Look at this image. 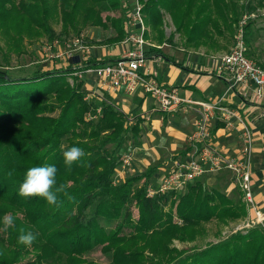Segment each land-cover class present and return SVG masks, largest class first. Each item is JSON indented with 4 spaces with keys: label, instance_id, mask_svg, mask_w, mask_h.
<instances>
[{
    "label": "trees",
    "instance_id": "1",
    "mask_svg": "<svg viewBox=\"0 0 264 264\" xmlns=\"http://www.w3.org/2000/svg\"><path fill=\"white\" fill-rule=\"evenodd\" d=\"M144 37L160 46L166 40L163 18L168 14L184 45L212 47L215 35L233 34L244 16L264 10V0H140ZM129 0H0V264H96L84 256L99 247L108 264H264V231L253 227L237 231L192 251L178 250L173 241L193 243L216 221L225 226L246 216L241 201L234 202L200 181L186 184L183 192H157L151 179L156 167L118 182L119 151L128 133H139L112 104H104L100 116L85 100L77 74L113 60L70 59L64 66H50L29 77L12 78L10 59L25 52V40L49 41L79 36L86 28L112 29L114 35L89 44L114 45L127 35ZM119 12L118 18L108 13ZM106 13L102 17V14ZM254 21L244 26L249 59L259 39ZM54 25L59 26L57 34ZM149 32L155 36L150 37ZM173 36L167 38L171 41ZM1 42L3 44H1ZM3 45V46H2ZM145 58L159 56L181 69L182 64L148 47ZM264 69V62L256 59ZM71 81V83H70ZM57 112L56 116L53 113ZM76 146L86 155L69 170L63 152ZM111 146V150L107 147ZM55 165L62 206L48 205L41 197L18 195L26 171L34 166ZM15 169L11 178L6 173ZM158 185V184H157ZM156 186V187H155ZM181 192V193H180ZM69 196L71 199H69ZM136 206L137 219L132 217ZM12 215L14 228L3 230V217ZM114 223L113 228H105ZM104 224V225H103ZM21 229L32 232L31 246L18 243Z\"/></svg>",
    "mask_w": 264,
    "mask_h": 264
},
{
    "label": "crops",
    "instance_id": "2",
    "mask_svg": "<svg viewBox=\"0 0 264 264\" xmlns=\"http://www.w3.org/2000/svg\"><path fill=\"white\" fill-rule=\"evenodd\" d=\"M123 41L114 45L87 42L90 56L86 59L117 60L128 49ZM149 47L160 49L164 56L182 64L185 69L153 55L147 59V70L142 68L141 72L153 77L163 88L175 89L180 99L217 103L220 109L231 111L232 115L228 120L223 119L224 113L221 111L213 113V117L208 121L210 137L207 143L229 156H234L241 145V122L253 132L252 194L255 205L264 212V105L251 102L248 98L249 91L246 89L235 88L233 91H227L229 83L226 76L218 72L217 59L229 49L226 52L209 54L208 47H204L206 50L203 47L187 46L173 48L166 42L160 46L149 42ZM79 79L83 82L85 100L93 103L92 116L96 114L97 109H102L104 104H112L127 118L129 127H132L137 119L140 121L138 135L131 141L126 140L119 151L120 155L128 146L126 151L131 153L127 171L122 173L120 169L116 172L120 181L126 177L139 176L148 168L156 167L151 183L157 185L172 170L174 160L186 161L194 151L200 148L202 150L205 142L189 141L199 118L195 109L181 107L173 112H160L156 102L143 93L141 88L131 95L126 94L123 89L106 92L99 89L98 79L93 72L82 74ZM96 118L97 116L93 119ZM128 143L132 146L126 145ZM205 175L200 180L205 188L217 189L234 202L241 201V193L230 184L228 177L224 178L226 173ZM247 217L252 218V214L248 213Z\"/></svg>",
    "mask_w": 264,
    "mask_h": 264
},
{
    "label": "built area",
    "instance_id": "3",
    "mask_svg": "<svg viewBox=\"0 0 264 264\" xmlns=\"http://www.w3.org/2000/svg\"><path fill=\"white\" fill-rule=\"evenodd\" d=\"M133 8L130 14L128 25L130 30L123 43L128 49L124 55L104 66L89 69L77 74L80 78L82 74L93 72L98 79L99 89L110 92L123 89L126 94L134 93L141 88L143 93L152 98L157 104L160 112H173L181 107L195 109L200 116V122L195 131L190 135L189 141L205 142L201 152L197 155L194 151L188 160H174L172 170L160 181L156 188H148L150 196L157 192L165 193L169 191H181L186 184L196 181L207 173L225 172L230 176L232 184L240 191L248 213L252 218L247 220L236 231L260 227L264 231V212L259 210L253 201L252 177H251V155L253 151L254 136L250 128L243 122L240 124L241 145L234 156L218 150L213 145L207 143L210 137L208 121L213 117V113L221 111L224 113V120L232 115L231 111L220 109L217 103L194 102L189 99H180L175 89L163 88L157 81L148 74L145 75L140 69H146L147 59L145 49L149 43L145 41V26L142 14V4L140 0L131 1ZM264 18V10L256 11L244 15L237 23L233 45L228 52L220 55L217 59L218 72L226 76L229 83L227 91L235 88L246 89L249 91V100L253 103L264 105V69L259 67L253 60L246 55L247 47L244 40V26L248 21ZM56 49L51 54L54 59L63 60L66 64L74 56L79 57V63L86 60L80 54L87 55L89 47L81 37H76L64 43L60 48L58 41H53L45 46L47 52ZM92 116L87 114V118L93 119L101 114V109H97ZM198 149V148H197ZM131 160L130 155L120 157L121 169H124Z\"/></svg>",
    "mask_w": 264,
    "mask_h": 264
},
{
    "label": "rangeland",
    "instance_id": "4",
    "mask_svg": "<svg viewBox=\"0 0 264 264\" xmlns=\"http://www.w3.org/2000/svg\"><path fill=\"white\" fill-rule=\"evenodd\" d=\"M131 1L132 0H129V3H128V6H129V11L127 13L128 19H130V14H131L132 8H133ZM240 1H243V0H240ZM261 11L262 10H260V12ZM104 15H107V14L103 13L102 17ZM108 15H110L113 18H118L120 16L119 12H116V11L108 13ZM143 20H144V16H143ZM163 21H164V24H163L164 37L168 38L171 35L173 36V39L170 41V43L168 42L167 39L164 42H166V44H170V46H172L173 48L175 46L185 47L184 40H183L184 38H183L182 34L175 32V26L173 25V22H172V20L168 14L164 15ZM253 24H254V29L258 30L259 39L257 40V43L255 44V47H256V50H254V52H255L254 58L255 59L252 58L251 60H253L255 63L257 61L256 59H259L260 61L264 62V18H261V17L257 18ZM236 26H237V24L234 26V31H233V34H231V35L228 34L227 32H224L222 35H215L214 44L212 45L211 48L208 49V53L209 54L210 53L215 54L216 52L217 53L218 52H226L228 49H230L233 45V35L235 32ZM130 28H131L130 25L127 24V29L130 30ZM54 29H55V32L57 34L60 32L59 26L54 25ZM148 30L149 29L145 27V32H148ZM149 34H150L151 38L155 36L154 32H149ZM113 35H114V32L111 28L108 30H102L100 28H86L82 31L81 35H79V36H74V35L71 36L70 35V37H68L67 39L58 38V39H53V41H58L60 43V48L62 49V47H64V43L71 41L76 37L83 38L84 42L87 43L89 41H102L106 38L112 37ZM144 39H145V37H144ZM53 41H49L45 37H41L40 39L33 41L32 43L27 42L25 40V42H24L25 52L23 53V56H21L19 58L12 57V59H10L11 60L10 61V69H8V71H9L11 77L12 78L29 77L32 72L37 71V70H41V69H44V68H47L50 66H55V67L64 66L65 63L63 62V60L54 59L51 57V54L56 52L55 48L52 49V51L50 53L45 50V46L50 45ZM145 41H147L148 43L152 42L153 44H157V42L153 39L152 40L145 39ZM1 44H3V43L1 42ZM162 49H163V46H162ZM203 49L206 50L204 47H203ZM88 56H90L89 52L87 53V55L80 54V57L82 59H84L85 57H88ZM0 63H1V60H0ZM70 83H71V81H70ZM129 95H131V94H129ZM190 113H191V111H190ZM56 115H57V112H54L53 116H56ZM190 116H191V114H190ZM199 122H200V116H199L198 121L196 123L195 129H196L197 124ZM134 137L135 136H133L131 133H128L126 138H125V141L126 140L131 141ZM125 141H124V143H125ZM196 143H198V142H196ZM126 145L132 146V144H130V143H128ZM127 148H129V147L126 146L124 148L125 150L122 152V154H120V157H122L123 155H130L131 154L130 152L126 151ZM111 149H112L111 146L107 147V150L110 151ZM200 152H201V148L199 150H197L196 154L198 155ZM128 167L129 166L127 165L124 169H122V171H123L122 173H125L127 171ZM118 170H120V169H118ZM219 173L225 174V172H219ZM206 175H211V173H207ZM225 176L228 177L230 184H232V182L230 180V176L227 174V175H224V178H225ZM114 178L116 181L120 182L118 173L115 174ZM183 190L184 189H182L181 192H183ZM241 203L244 205V207L246 209V216H244V217H242L236 221H233L234 224H233V222H229L232 224L229 225V223H228L227 225L223 226L216 221H211L210 223H207L204 225L205 232L203 233L202 236L198 237L197 240L194 241L193 243H181L178 241H173L172 246L177 248L178 250H184L186 252L192 251L195 249L204 248L205 246H207L210 243H216L217 241L227 237L231 233L237 232L236 230L239 229V227L242 226L243 223L248 218L247 217L248 211H247V208H246L244 202L242 201V198H241ZM131 211H132L133 219L136 220L137 216H138V211H137L136 206H133ZM114 225L115 224L112 223L109 226L104 225V227L109 229V228H113ZM248 230L249 229H244V230H240V231L246 232ZM84 258L86 259V261H91V262L96 263V264H108L109 263V257L107 255L103 254L99 247L95 248L93 251L86 254L84 256Z\"/></svg>",
    "mask_w": 264,
    "mask_h": 264
},
{
    "label": "clouds",
    "instance_id": "5",
    "mask_svg": "<svg viewBox=\"0 0 264 264\" xmlns=\"http://www.w3.org/2000/svg\"><path fill=\"white\" fill-rule=\"evenodd\" d=\"M85 155L86 153L82 148L73 146L63 152L64 164L70 170L71 166L80 161ZM57 171L55 165L30 167L26 171L22 183L19 185L18 195L24 198L41 197L46 200L48 205H54L56 207L62 206L63 201L59 199V196L61 194L68 196V193L65 191V186L63 184H57ZM14 172L15 169H12L6 173V176L11 178ZM69 199H71L70 196ZM14 227L13 216L6 214L3 217V230L6 231ZM35 240V234L30 231L25 233L23 229H21L18 243L31 246Z\"/></svg>",
    "mask_w": 264,
    "mask_h": 264
},
{
    "label": "water",
    "instance_id": "6",
    "mask_svg": "<svg viewBox=\"0 0 264 264\" xmlns=\"http://www.w3.org/2000/svg\"><path fill=\"white\" fill-rule=\"evenodd\" d=\"M72 61H73V63H79V57L78 56H74Z\"/></svg>",
    "mask_w": 264,
    "mask_h": 264
}]
</instances>
